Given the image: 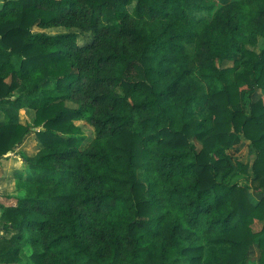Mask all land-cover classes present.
<instances>
[{"label":"trees","instance_id":"1","mask_svg":"<svg viewBox=\"0 0 264 264\" xmlns=\"http://www.w3.org/2000/svg\"><path fill=\"white\" fill-rule=\"evenodd\" d=\"M205 21L202 83L188 47ZM259 36L264 0L4 1L0 161L35 129L41 147L21 154L25 196L1 207L0 264L24 261L21 240L33 249L26 264H248L255 244L264 264V197L249 199L264 193V101L253 100L264 47H244ZM22 108L33 125L18 121ZM78 120L96 133L85 150ZM241 135L255 155L242 166L250 186L232 182Z\"/></svg>","mask_w":264,"mask_h":264},{"label":"rangeland","instance_id":"2","mask_svg":"<svg viewBox=\"0 0 264 264\" xmlns=\"http://www.w3.org/2000/svg\"><path fill=\"white\" fill-rule=\"evenodd\" d=\"M7 1V0H3ZM3 2H0V6L3 4ZM221 6L218 7V9ZM217 9V10H218ZM132 11V8H131ZM207 19V22L211 19ZM198 25L197 32V43L194 45H191L188 47L189 54L193 57L195 61V71L194 76L196 79H199L202 83H206V78L211 76V70L208 60V55L206 52V47L204 45L203 39L205 36V31L207 28H205L204 25L207 23ZM34 32H40L43 31L46 34L50 35H57V34H63V33H69V32H75L78 33L79 40L78 43L81 47H85L88 44L92 43L93 41V34L91 32L82 31L79 28H66V27H59V28H49V29H40L37 26L33 27ZM240 48L237 49V51L234 54V59L241 61L243 64L240 68V70L244 69V53L242 51L243 45L239 46ZM250 50L260 52L264 47V39L259 36L257 38V41L253 42L252 44H248L244 46ZM215 66L218 69H224L228 67L233 66V61L228 60H216ZM20 92H17L14 94V96L19 95ZM244 97V104L247 102L246 95ZM254 101L263 100L264 101V90L258 91L256 95L253 96ZM67 106L71 108H77V105L72 102H67ZM242 107V104L240 105V108ZM35 111L27 108L18 109L16 114L18 115V121L21 124H29L33 125L36 113ZM202 113H207V108L203 110ZM5 120L4 114L0 111V123H3ZM76 124L81 126L83 129L82 138L83 142L81 143V149L85 150L91 145V142H93L96 139V133L94 128L88 124L85 120H78L76 121ZM39 129H35L33 133L29 134L27 137H25L23 143L17 147L14 151L8 153L1 161H0V238H3L5 236V233L3 231V226L1 224V218L3 215V208H1L3 205H11L15 203V198H21L25 196V189L19 187V182L22 180L25 175H27V170L25 168V165L23 163V160L21 159V154H26L28 156H34L41 147V142L39 141L37 134L35 131ZM194 144L196 145L197 150L201 149V144L197 141H194ZM231 157L232 162L234 163L235 170H234V177L232 179V182H237L241 185H251L250 179L248 178L247 174L243 172V165H251L255 155L251 151V148L248 144V142L245 140L243 135L240 136L239 140H236L234 144L233 151H231ZM264 197L263 192H257L250 188L249 190V199L253 204H257L259 201L262 200ZM263 223L261 222H255L253 225V230L255 232L261 231L263 229ZM20 246L23 250V256L24 261L22 263H16V264H26L25 259L29 257L33 253L32 247L25 242V240H21L19 242ZM259 258H260V249L257 244L253 245L249 252V261L248 264H259Z\"/></svg>","mask_w":264,"mask_h":264},{"label":"crops","instance_id":"3","mask_svg":"<svg viewBox=\"0 0 264 264\" xmlns=\"http://www.w3.org/2000/svg\"><path fill=\"white\" fill-rule=\"evenodd\" d=\"M17 112V111H16ZM26 168V167H25ZM257 222V221H256ZM258 222H260L261 223V221H258ZM263 223V222H262ZM263 227V226H262ZM258 232H260V231H258Z\"/></svg>","mask_w":264,"mask_h":264}]
</instances>
